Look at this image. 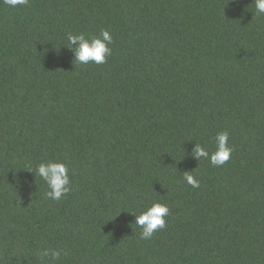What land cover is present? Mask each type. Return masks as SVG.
<instances>
[{
	"label": "trees",
	"instance_id": "16d2710c",
	"mask_svg": "<svg viewBox=\"0 0 264 264\" xmlns=\"http://www.w3.org/2000/svg\"><path fill=\"white\" fill-rule=\"evenodd\" d=\"M0 264H264V0H0Z\"/></svg>",
	"mask_w": 264,
	"mask_h": 264
}]
</instances>
